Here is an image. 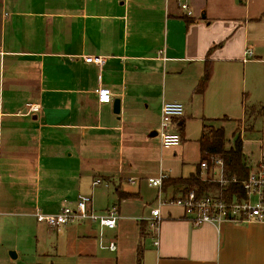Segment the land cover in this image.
<instances>
[{
	"label": "crops",
	"instance_id": "crops-1",
	"mask_svg": "<svg viewBox=\"0 0 264 264\" xmlns=\"http://www.w3.org/2000/svg\"><path fill=\"white\" fill-rule=\"evenodd\" d=\"M185 2L192 17L178 0H0V264H139V253L140 264H264V223L195 227L181 208L163 206L156 230L158 196L139 206L144 173L181 177L173 159L185 157L188 122L201 121L202 136L205 125L243 122L264 104H254L243 61L264 66L244 0ZM255 77L260 88L264 72ZM100 88L111 103H99ZM167 102L185 108L172 125L182 137L174 149H162L158 135ZM250 143L264 152V132ZM156 149L164 158L153 174ZM197 150L189 176L199 140ZM244 150L243 141L251 159ZM81 194L97 214L116 209L117 228L38 223L35 213L57 214ZM110 241L114 252L103 248Z\"/></svg>",
	"mask_w": 264,
	"mask_h": 264
},
{
	"label": "built area",
	"instance_id": "built-area-1",
	"mask_svg": "<svg viewBox=\"0 0 264 264\" xmlns=\"http://www.w3.org/2000/svg\"><path fill=\"white\" fill-rule=\"evenodd\" d=\"M181 2V10L187 17H192L193 13L185 0ZM247 57H252L253 52L247 51ZM248 58L243 61L247 62ZM87 62L102 65L104 58L89 57ZM98 101L101 104H109L113 100L111 91L107 88L97 90ZM32 112H37L38 107L30 106ZM185 114V108L178 102L164 103L161 112V122L159 129V137L163 149H171L179 147L182 143L180 134L172 132V125L176 120L181 119ZM253 160V159H252ZM248 159L250 172L248 177L241 182L244 191L242 198L236 195L231 200H225L217 195H209L207 197L197 198L194 191L187 195L164 200L162 195L163 183L169 180V173L161 172L157 178L148 179L150 187L159 189L157 197L158 207L152 210V224L157 230L161 220L160 208L163 206L179 207L184 212V218L193 226L200 227L203 225H213L219 227L223 223L249 224V223H264V152L260 154L257 161L252 162ZM202 175L207 176L210 172L211 179L220 184L221 187H226L231 184H237L238 180H226L225 167L222 159H213L212 162L203 161L201 164ZM205 178V177H204ZM100 181H95L94 186L99 185ZM38 223L45 224L49 228H61L80 222L88 221L98 225L101 229L115 230L117 228L118 213L116 209H112L107 214H97L93 209V197L90 195H79L74 203H69L64 206L57 214H43L40 211L35 213ZM103 232V231H102ZM103 248H108L111 251L117 250V245L114 241H110L108 246L102 243ZM155 245H159L156 242Z\"/></svg>",
	"mask_w": 264,
	"mask_h": 264
},
{
	"label": "rangeland",
	"instance_id": "rangeland-1",
	"mask_svg": "<svg viewBox=\"0 0 264 264\" xmlns=\"http://www.w3.org/2000/svg\"><path fill=\"white\" fill-rule=\"evenodd\" d=\"M241 3L242 6L247 7L249 17L253 21L251 22V26L249 27V36L251 40L250 44L255 45L256 43L258 47L257 50L258 53L256 54H261L264 60V0H247V1L244 0V2H240V4ZM236 38L239 39V36H235V39ZM258 61L259 60H257L256 62L255 58H248L246 63V69L248 73V83L249 85H252L254 88H256L254 94L252 93V95L255 96L254 104L256 105L261 104V102H264V81L262 78H260L261 83L259 88L257 87V77H255L258 73L262 74V72H264L263 64ZM240 65L241 66L239 70L241 74H243L242 70L244 65L242 63H240ZM262 106H264V104ZM258 111L259 113L262 112V107L259 108ZM256 113H257L256 111L249 109L247 113V117L243 122L225 120L223 122H216L213 125L210 124V126H213L214 129L224 128L226 138L228 140L227 146L229 148L234 144V133L237 132V136H240L244 141V145L246 149L244 151L246 152L247 155L252 157L251 159H254L259 157V154L263 148L257 144H251L250 142L256 141L257 138H261L264 132V118L259 119L258 122L256 123V120L258 118V115H256ZM253 126L255 127L256 132H250L253 129ZM201 131H202L201 121L188 122L185 131L186 138L188 141V142L185 141V143L188 144V146L186 147L185 157L184 159H182L180 156H178V160L173 159L176 161L174 163L178 165L180 168L179 170L173 171L172 176L187 177L189 176L190 171L191 172L194 171L195 168L194 164L199 162L197 149H198V140L201 136ZM257 132H259L260 134H257ZM154 153H155L154 158H152L151 161L153 162L152 164L153 174H157L158 164L161 163L162 160L161 158H164V156L161 157L157 149L155 150ZM183 160L184 163L182 162ZM152 176H154L152 175V173H144L142 175L143 178L138 180L144 182V184L142 185V189L144 192L142 194L143 201H142V205L141 204L139 205L141 210L144 208V205L153 204V202L155 201L156 197L159 194V189L152 188L148 185V179H150ZM203 177L207 178V176H203ZM153 178H157V177H153ZM96 199L98 200V196L96 197ZM156 207H158L157 203L154 205V208ZM166 207H173V206H166ZM150 209L151 207L149 209H145V213L150 212ZM4 253L6 252L4 251Z\"/></svg>",
	"mask_w": 264,
	"mask_h": 264
},
{
	"label": "trees",
	"instance_id": "trees-1",
	"mask_svg": "<svg viewBox=\"0 0 264 264\" xmlns=\"http://www.w3.org/2000/svg\"><path fill=\"white\" fill-rule=\"evenodd\" d=\"M185 22L188 26L195 23L193 19L185 17ZM210 78V70L206 69L202 79L201 88ZM256 111V115L260 114ZM253 112V111H252ZM264 112V106L262 107ZM227 138L224 128L214 129L213 126H204L203 134L199 139L201 160L194 173L188 177L171 178L163 183L162 192H167L172 188L180 195H187L194 191L197 198L207 197L209 195H217L225 200H231L235 195L239 198L244 196V191L241 182L244 181L250 172L248 159L245 158L243 152V141L237 132L234 133V144L229 148L227 146ZM213 159H222L225 167V178L230 181L236 178L237 184H231L226 187H221L219 183L214 182L207 173L208 177L202 175L201 164L203 161L212 162ZM127 195H121V198ZM138 263H141L142 257L139 253Z\"/></svg>",
	"mask_w": 264,
	"mask_h": 264
},
{
	"label": "water",
	"instance_id": "water-1",
	"mask_svg": "<svg viewBox=\"0 0 264 264\" xmlns=\"http://www.w3.org/2000/svg\"><path fill=\"white\" fill-rule=\"evenodd\" d=\"M202 18H205V14L202 15ZM116 112H119V106H118V109H116Z\"/></svg>",
	"mask_w": 264,
	"mask_h": 264
}]
</instances>
